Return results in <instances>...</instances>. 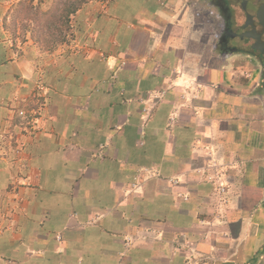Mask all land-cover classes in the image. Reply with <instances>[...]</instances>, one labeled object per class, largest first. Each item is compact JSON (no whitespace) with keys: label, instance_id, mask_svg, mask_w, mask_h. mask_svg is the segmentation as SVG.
Instances as JSON below:
<instances>
[{"label":"crops","instance_id":"0c3cea01","mask_svg":"<svg viewBox=\"0 0 264 264\" xmlns=\"http://www.w3.org/2000/svg\"><path fill=\"white\" fill-rule=\"evenodd\" d=\"M189 4L95 0L41 57L0 4V264H264V66Z\"/></svg>","mask_w":264,"mask_h":264},{"label":"flooded vegetation","instance_id":"af4514ba","mask_svg":"<svg viewBox=\"0 0 264 264\" xmlns=\"http://www.w3.org/2000/svg\"><path fill=\"white\" fill-rule=\"evenodd\" d=\"M196 1L190 6L202 7V11L196 9L198 7L193 8L191 14L197 31L205 29L206 34H214L217 38V45H214L220 51L250 55L256 64L261 61L264 65V27L259 23L264 16V0ZM246 17L251 19L247 20ZM220 18L224 19L221 27L217 22Z\"/></svg>","mask_w":264,"mask_h":264},{"label":"rangeland","instance_id":"374dc122","mask_svg":"<svg viewBox=\"0 0 264 264\" xmlns=\"http://www.w3.org/2000/svg\"><path fill=\"white\" fill-rule=\"evenodd\" d=\"M4 1L6 2L5 4L4 3H0V4L2 6H4L2 9L4 12H2V15L5 14L4 17H6V18L4 19V17H3L2 24H5L4 26H6L5 27V29L7 31V32L5 31L6 34L8 36H10L11 40H13V41H14V39H12V38H16L17 42L19 41L20 43L22 41L23 42L27 41V40L30 41V44H32V46L35 48L37 55H39V56H40V54H42V55H53L56 52L58 53V51H60V49H63L64 47H69L72 40H74V35L72 33L73 32L72 25L75 24V20H74L75 15L70 18L69 28H67V26L65 28L64 25H61V26L59 25L63 34L61 33L62 35L60 34L61 36H59V37L56 36L57 39L53 38L52 44L49 43V41H51V38H50L51 31L43 38V40H35L37 34L35 33L36 28L35 29L33 28L34 23L29 21V20H28V22L22 21L17 16L18 11L21 10L20 4H22V3L24 5V7H26L28 5H33V7H37L42 12H44L45 10H47L50 7V5L52 4V1H54V0H7V1L4 0ZM94 1L95 0H93L92 2H94ZM187 1H188V3L197 2L196 0H187ZM107 2H111L110 3V5H111L114 2V0H96V5L99 4V6L103 7L104 5H106ZM201 2H204V1H201ZM89 3H91V2H89ZM89 3H88V5H89ZM203 5H205V4H203ZM99 6H98V13L97 14L98 15H105L106 12L102 13L103 10L100 11ZM179 6H181V5H177V7H173L171 10H166V13H165L167 16L166 18L170 21L169 25H171L169 30H168V32L170 31V33H168L169 36H176L178 33L177 26L180 25V23H179L180 20H182V22H184L185 16H186V18L189 17V13H187V11H186V14L180 20L178 19V16L176 17L175 12H177V10L180 9ZM196 7H198V8H196ZM196 7L193 6V8H196V9L202 11V7L200 5H196ZM107 12H108V10H107ZM170 13H174L175 16L173 15L174 16L173 17L172 15H170ZM193 19H195V18H193ZM188 23H190V21H188ZM198 23H200V22H198ZM195 24H196V22H192V26H191V23L189 24V33L190 34L188 35V37H194L195 36V35H192L193 33H191V30L194 29ZM221 26H222V23L219 24V27H221ZM32 31H33V33H32ZM203 31L201 29V32L198 35H202V37L203 36L206 37L207 34H205V33L207 31L205 29H203ZM54 34H56V33H54ZM207 37H209L211 39L212 36H207ZM186 39H188V38H186ZM167 40H171V39L168 38ZM190 45H191L190 48L192 50H196V52H197V50H200L202 48L203 43H201V41H199L196 38L193 42H190ZM89 47H90L89 43H83L80 46L74 45L73 47H69V48H71V50H73L74 53H81L82 52L83 54H85L87 52V49H89ZM49 48H51V49H49ZM197 53L199 55H201V52H197ZM221 55H223V52L221 53ZM243 56H245V57L248 56V58L251 57L250 55H246V54ZM219 57L223 58L222 56H218L216 58V61H213L212 58H210L209 62H207L206 60L201 61L200 64L199 65L197 64L196 66L199 67L200 71H205L206 69L208 71L209 70L208 67L212 64V62H216L213 64L212 67H214V65L219 66V62H220ZM213 75H214V77L217 78V74L215 71L213 72ZM214 77H212V79H214ZM260 104H262V103H260ZM234 111L238 112L237 109H234ZM261 153L263 154V152H261Z\"/></svg>","mask_w":264,"mask_h":264},{"label":"trees","instance_id":"16d2710c","mask_svg":"<svg viewBox=\"0 0 264 264\" xmlns=\"http://www.w3.org/2000/svg\"><path fill=\"white\" fill-rule=\"evenodd\" d=\"M92 1L93 0H54L50 7L44 12L37 7H33V5L24 7L22 3L20 4L21 10L18 11L17 16L22 21L28 22L29 20L34 23L33 28H36L35 33L37 34L35 40H43L51 31V41H49V43L52 44L53 38L57 39V37L63 34L59 25H64L65 28L66 26L69 28L70 18L76 15L82 7Z\"/></svg>","mask_w":264,"mask_h":264},{"label":"clouds","instance_id":"9594fccd","mask_svg":"<svg viewBox=\"0 0 264 264\" xmlns=\"http://www.w3.org/2000/svg\"><path fill=\"white\" fill-rule=\"evenodd\" d=\"M110 3H111V2H107L106 5H104L103 7H102V6H99L100 11L103 10L102 13H105V12L107 13V10H108V8H109V6H110ZM190 4H191V3H190ZM105 6H106V7H105ZM192 10H193V6H192ZM193 12H194V11H193ZM42 87H43V86H42L41 84H37L36 87H35V88H36V91H41V90H42ZM19 115H23L24 118L27 117V114H26V117H25V112H23V111L19 112ZM32 115H35V111L32 112Z\"/></svg>","mask_w":264,"mask_h":264},{"label":"water","instance_id":"95a60500","mask_svg":"<svg viewBox=\"0 0 264 264\" xmlns=\"http://www.w3.org/2000/svg\"><path fill=\"white\" fill-rule=\"evenodd\" d=\"M247 18V20H249V19H251V18H249V17H246ZM263 22V23H262ZM259 23H260V25L262 26V27H264V16H263V20H259Z\"/></svg>","mask_w":264,"mask_h":264}]
</instances>
